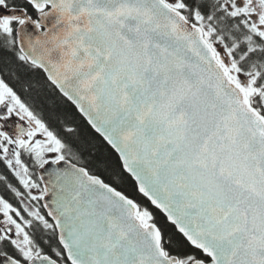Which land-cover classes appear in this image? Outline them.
Wrapping results in <instances>:
<instances>
[{
  "label": "snow or ice",
  "instance_id": "1",
  "mask_svg": "<svg viewBox=\"0 0 264 264\" xmlns=\"http://www.w3.org/2000/svg\"><path fill=\"white\" fill-rule=\"evenodd\" d=\"M0 264H264V0H0Z\"/></svg>",
  "mask_w": 264,
  "mask_h": 264
}]
</instances>
